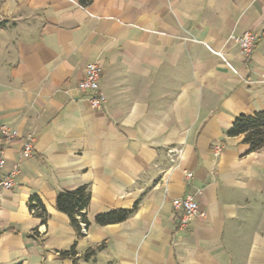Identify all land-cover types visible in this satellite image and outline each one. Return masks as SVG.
I'll use <instances>...</instances> for the list:
<instances>
[{
  "label": "crops",
  "instance_id": "0c3cea01",
  "mask_svg": "<svg viewBox=\"0 0 264 264\" xmlns=\"http://www.w3.org/2000/svg\"><path fill=\"white\" fill-rule=\"evenodd\" d=\"M245 31L259 36L249 56ZM90 62L99 108L78 89ZM263 110L264 0H0V125L19 132H0V180L21 164L2 192L0 264H264V148L228 134ZM82 185L81 234L57 196ZM190 193L206 215L183 226L173 201ZM136 203L122 222H96Z\"/></svg>",
  "mask_w": 264,
  "mask_h": 264
},
{
  "label": "trees",
  "instance_id": "16d2710c",
  "mask_svg": "<svg viewBox=\"0 0 264 264\" xmlns=\"http://www.w3.org/2000/svg\"><path fill=\"white\" fill-rule=\"evenodd\" d=\"M228 134L230 136L244 135L243 141L249 145V151H256L264 148V110L253 115L241 114L236 117ZM91 201V191L88 185H82L74 190L61 191L57 196V208L66 213L76 229L82 234V225L90 226V221L85 213ZM138 203L132 209L113 210L108 213L97 215L96 222L100 225L118 223L126 220L137 208ZM30 209L46 222L49 213L43 201L38 195L31 197ZM103 244L97 249H90L85 257H94L98 249L103 248ZM64 256H75V246L69 251L62 252Z\"/></svg>",
  "mask_w": 264,
  "mask_h": 264
},
{
  "label": "built area",
  "instance_id": "2783aa9c",
  "mask_svg": "<svg viewBox=\"0 0 264 264\" xmlns=\"http://www.w3.org/2000/svg\"><path fill=\"white\" fill-rule=\"evenodd\" d=\"M258 34L254 33L252 31H245L242 36L237 37L236 39L240 43L241 52L249 56L254 49L256 48L257 42H258ZM206 47L215 55L220 56L224 61L227 62V64L235 70V68L229 63L222 51H216L214 50L210 45L206 44ZM102 78V67L96 63V62H90L85 67V75L84 78L79 82L78 89L81 92H90V102L92 107L99 108L102 105H104L107 102V96L101 92L100 90V81ZM0 132L3 136V138L7 142H12L16 138L19 137V132L17 130L11 129L6 124L0 125ZM35 137L33 135H28L23 144V151L22 156L23 157H29L32 155L35 147ZM222 151L221 145H215L214 146V152L216 155H220ZM179 150L172 149L170 150V153L172 155L179 154ZM4 151L0 150V166L4 165ZM21 170V164L16 163L12 170L6 174L1 180H0V209H1V197L2 192L6 190L12 189L16 185V176L20 173ZM188 178H191L193 176V173L188 172L186 173ZM174 207L176 209H180L183 211V220L182 225L186 226L189 222H191L194 217L197 215L205 216V212H200L199 203L196 199V196L194 194H187L184 197L176 198L173 201ZM82 225V232L86 233V224L81 223Z\"/></svg>",
  "mask_w": 264,
  "mask_h": 264
}]
</instances>
